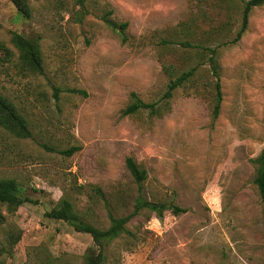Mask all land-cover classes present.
Returning a JSON list of instances; mask_svg holds the SVG:
<instances>
[{
    "label": "rangeland",
    "instance_id": "obj_1",
    "mask_svg": "<svg viewBox=\"0 0 264 264\" xmlns=\"http://www.w3.org/2000/svg\"><path fill=\"white\" fill-rule=\"evenodd\" d=\"M26 1L28 14L0 0V94L32 134L19 138L0 125V179L16 180L29 199L14 211L0 204V264H86L93 239L48 217L64 202L102 231L112 217L133 215L106 245L104 264H264L254 183L264 150V6L234 42L248 0ZM14 33L38 46L42 73L12 43ZM209 49L220 66L217 120ZM165 65L196 73L161 101L171 81ZM132 94L159 103L158 113L122 116ZM128 158L148 173L145 200L187 212L135 214L140 189Z\"/></svg>",
    "mask_w": 264,
    "mask_h": 264
},
{
    "label": "trees",
    "instance_id": "obj_2",
    "mask_svg": "<svg viewBox=\"0 0 264 264\" xmlns=\"http://www.w3.org/2000/svg\"><path fill=\"white\" fill-rule=\"evenodd\" d=\"M14 3L21 12L24 14L29 13V7L26 0H9ZM264 6V0H248L244 3L242 26L237 34L236 40L238 42L242 39L243 35L247 31L248 22L251 12L254 8ZM109 25H113L108 22ZM128 27L127 23L121 24L120 37L121 43L126 44L128 38L125 34ZM12 43L15 47L22 53L23 57L28 62L29 66L34 69L37 73L43 72L42 57L38 46L31 40L24 38L23 36L14 33L12 37ZM163 44H169V42L164 40ZM185 47H193L190 43H183ZM210 52V65L212 73L216 79L215 82V104L213 107V120H217L220 115L221 105L223 102V93L221 87V77H220V66L216 60L217 50L209 49ZM163 71L171 77V81L168 84V88L161 101H168L172 99L173 94L176 90L182 88L184 85L191 82L196 73V68H192L188 71H184L181 74L173 65H165ZM159 103H144L142 102L136 94H132V104H130L122 113V116L134 115L141 110H149L152 115L158 113ZM0 125L6 129L8 132L14 134L15 136L23 139L31 138L32 134L26 123L24 117L18 112L17 108L13 103H11L7 98L0 94ZM79 147H75L70 151L65 152V154L72 155L76 151H79ZM257 165V174L254 180L255 186L257 188L258 194L264 206V150L260 156L254 161ZM126 167L129 170L132 177L135 179L136 183L140 189V195L137 199L135 214L142 209H148L152 212H157L159 219H163L165 212L172 211L175 215H181L187 212L186 209H182L174 205H166L160 203H151L143 198L141 193L142 184L147 180L148 173L145 169L139 167L133 158H128L126 160ZM29 202V199L22 197L20 193V188L14 179H0V204L6 205L10 210L14 211L25 203ZM48 217L65 221L72 225L78 232L88 234L94 242L96 250H91L86 256V264H104L106 261L105 247L109 245L113 240L121 237L126 231L125 226L130 222L133 215L125 218H111V227L107 230H98L97 228L88 225L81 221L72 211L71 204L64 202L63 206L59 210L52 211L48 214ZM4 221V217L0 214V226ZM15 240L13 245L19 241V237L13 239ZM12 240V242H13Z\"/></svg>",
    "mask_w": 264,
    "mask_h": 264
}]
</instances>
